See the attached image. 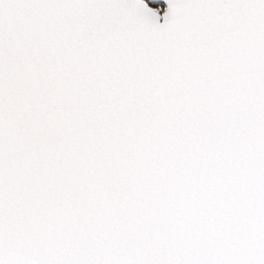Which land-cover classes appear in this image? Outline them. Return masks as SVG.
<instances>
[{"label": "snow or ice", "instance_id": "1", "mask_svg": "<svg viewBox=\"0 0 264 264\" xmlns=\"http://www.w3.org/2000/svg\"><path fill=\"white\" fill-rule=\"evenodd\" d=\"M0 264H264V0H0Z\"/></svg>", "mask_w": 264, "mask_h": 264}]
</instances>
